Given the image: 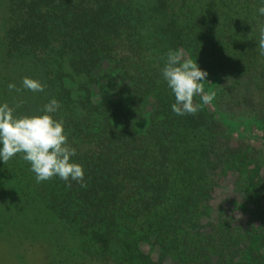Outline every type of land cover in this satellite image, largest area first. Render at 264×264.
Masks as SVG:
<instances>
[{"label": "trees", "instance_id": "trees-1", "mask_svg": "<svg viewBox=\"0 0 264 264\" xmlns=\"http://www.w3.org/2000/svg\"><path fill=\"white\" fill-rule=\"evenodd\" d=\"M261 7V0H0V103L23 116L58 100L53 116L64 121L84 169L83 181L68 186L58 177L38 183L22 153L0 163V246L10 235L21 255L41 264H264L261 151L242 156L248 144L225 139L212 117L200 109L178 116L172 93H152L167 90L161 69L180 49L230 64L263 93ZM104 62L122 80L114 89L134 79L147 93L94 97ZM25 77L44 91L26 89ZM148 96L157 102L144 116ZM257 106L264 120V100ZM221 194L226 209L212 204ZM235 211L247 221L228 214ZM152 240L156 261L140 250Z\"/></svg>", "mask_w": 264, "mask_h": 264}, {"label": "clouds", "instance_id": "clouds-1", "mask_svg": "<svg viewBox=\"0 0 264 264\" xmlns=\"http://www.w3.org/2000/svg\"><path fill=\"white\" fill-rule=\"evenodd\" d=\"M258 12L264 16V7ZM261 48L264 49V41ZM161 75L174 96L171 110L178 116L195 114L199 110L200 103L195 102L197 96L204 104L212 99L203 87L208 72L183 50L169 52ZM23 86L31 92L44 91L40 81L28 77L24 78ZM8 87L12 90L16 86L9 84ZM60 108V102L53 98L41 114L17 116L13 106L0 103V163H7L22 153V159L30 164L38 183L53 177L65 181L68 186L72 180L83 181L84 169L73 159L77 152L68 143L64 121L53 116Z\"/></svg>", "mask_w": 264, "mask_h": 264}, {"label": "flooded vegetation", "instance_id": "flooded-vegetation-1", "mask_svg": "<svg viewBox=\"0 0 264 264\" xmlns=\"http://www.w3.org/2000/svg\"><path fill=\"white\" fill-rule=\"evenodd\" d=\"M180 50L185 51L193 62L196 61L202 70L208 72L203 87L205 93L211 96L212 99L207 104H204L200 101V97L197 96L195 102L200 103L199 109L209 117H212L222 127L225 139L233 142L244 141L248 144L249 148L242 153V156L246 154L251 155L252 149L261 151V155L264 156V120L260 118L261 110L257 106L260 100H264V92L262 93L257 89L258 81L255 79L250 80L243 75L237 74L236 71H232L230 64L221 65L218 62L213 65L208 64L203 58L197 57L191 50ZM118 75L107 62H104L101 70L94 74L98 78V83L91 85L92 93H109V95L113 93H147L146 91L140 90L139 85L134 79H131L127 83L126 90L118 89L117 91L114 87H124ZM111 79H113V84L111 83ZM130 83H133V85L131 86ZM134 85L137 87L135 90L132 89ZM152 93H171V91L167 88V90ZM156 102V99L152 96L144 98L141 104L144 116L155 109ZM257 132H261V134H257ZM240 158L238 157L237 159ZM234 181L235 179L232 178V184H234ZM224 198L225 195L222 194L218 198L216 197L215 202H212L213 206L226 209L228 206L224 203ZM219 213L218 210H215L213 216ZM228 214L240 222L243 220L247 221L249 215L247 214L240 218L237 211L234 213L228 212ZM256 219H259V216ZM257 249L264 263V249Z\"/></svg>", "mask_w": 264, "mask_h": 264}, {"label": "rangeland", "instance_id": "rangeland-1", "mask_svg": "<svg viewBox=\"0 0 264 264\" xmlns=\"http://www.w3.org/2000/svg\"><path fill=\"white\" fill-rule=\"evenodd\" d=\"M99 93H93V96H98ZM261 134V132H257ZM46 242V239L38 237L37 243ZM18 241L13 240L12 236L8 235L2 240V244L6 246H0V264H41L36 260V256L21 255V252L14 246ZM20 250L21 247H18ZM140 250L146 256H149L152 260H157L159 257V251L154 246L153 240L151 242H144L140 244ZM40 259V257H38Z\"/></svg>", "mask_w": 264, "mask_h": 264}]
</instances>
